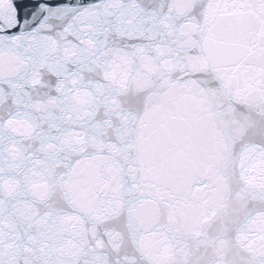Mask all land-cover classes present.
<instances>
[{
    "label": "snow or ice",
    "instance_id": "obj_1",
    "mask_svg": "<svg viewBox=\"0 0 264 264\" xmlns=\"http://www.w3.org/2000/svg\"><path fill=\"white\" fill-rule=\"evenodd\" d=\"M0 264H264V0H0Z\"/></svg>",
    "mask_w": 264,
    "mask_h": 264
}]
</instances>
